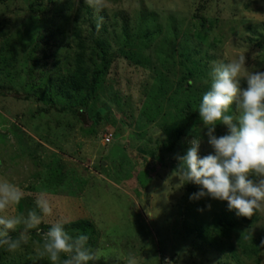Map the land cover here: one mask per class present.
<instances>
[{"label":"rangeland","instance_id":"1","mask_svg":"<svg viewBox=\"0 0 264 264\" xmlns=\"http://www.w3.org/2000/svg\"><path fill=\"white\" fill-rule=\"evenodd\" d=\"M30 1H0V25L9 31L6 40L9 35L13 38L10 48H22L29 33L46 25L26 11ZM79 1L44 0L47 8L55 6L60 13L68 6L73 11ZM90 1L96 8L93 17H99L100 8L105 22L116 24L109 25L106 32L100 31V36L109 44L107 58L112 59L103 90L116 92L118 101L96 124L94 116L80 106L77 112L70 109L63 95L51 101L26 100L28 90L0 96V178L16 184L23 193V208L19 202L0 214H41L36 200H45L51 208V218L43 219L47 216L43 215L36 228L42 234L47 225L89 216L94 228L86 225L83 232L89 236L88 244L101 264H131L133 260L135 264H264V211L255 213L256 220L251 224L220 234L213 227L227 202L210 198L190 201V194L196 191L188 189L198 190V186L186 183L179 187L180 162L176 157L186 152L188 141L200 136V154L211 151L202 122L191 126L176 142L178 146L170 150L164 144L158 143V148L157 142L151 143L150 148L155 149L151 154L149 147L137 145L146 140L147 133L153 140L161 131L139 110L132 112L143 99L141 87L144 81H151L150 74L162 71L171 80H178L181 68L171 65L173 52L178 56L191 44L197 43L200 52L207 51L210 56L211 61L204 67V85L211 82L212 66L221 61L244 55L248 71L264 67V0ZM103 21L96 20L99 25ZM60 27L64 34L55 36L60 46L51 49L59 57L58 75L69 74L65 66L73 69L76 45L71 22ZM158 31V35H151ZM173 31L179 34V45L171 49ZM1 40L0 47L5 52L7 44ZM43 47L35 48L31 55L39 56ZM59 69H54V74ZM6 76L9 75L0 73V85L13 84ZM204 87L205 91L209 88ZM229 114H237L235 104ZM140 119L142 126L138 124ZM225 131L219 125L216 134ZM106 135L111 136L109 142H104ZM205 224L217 236L213 245L201 244L195 236L194 231ZM11 234L15 239L23 235L27 242L14 251L2 246L3 264H24L36 258L49 261L39 254L43 245L24 225L17 226ZM257 247L259 251H252ZM64 258L62 255L61 260Z\"/></svg>","mask_w":264,"mask_h":264},{"label":"trees","instance_id":"2","mask_svg":"<svg viewBox=\"0 0 264 264\" xmlns=\"http://www.w3.org/2000/svg\"><path fill=\"white\" fill-rule=\"evenodd\" d=\"M36 3L38 4L37 10L34 8ZM47 7L44 0H32V2L28 4L26 11L31 12L37 20L46 22V25L42 28L40 27L39 30L36 29L35 33H29L26 37V43L22 44V48L9 47V44L13 40L12 35H9L6 40L9 31L5 30L0 25V40L4 39V44H7L4 47L7 48L5 52H2L3 48L0 47V73L9 75L6 77L10 79V81L11 79L13 81V84L0 85V96H7L8 92L19 94L22 91L28 90V93L25 95L26 97H24L26 100L35 99L37 101H51L58 95H60L58 97L61 99V95H63L68 98L65 103L68 107H71H69L70 109L73 108L74 111H76L77 107L80 106L86 113L94 116V122L97 124L102 121V115L105 116L107 112H110L113 105L112 103H117L118 101L116 92H113L110 88L109 92L103 90L105 85L104 78L107 77L110 71L112 59L107 58L109 44L101 38L102 35L100 36V31L106 32L109 25L112 24L114 27L116 24L105 22V16H103L100 8L97 10L99 17H93L96 8L90 0H80L78 7L73 11L72 6H68L61 13L55 10V6L52 8ZM98 19H103V23L99 25L96 22ZM67 22H71L72 37L76 40L74 58L72 61L74 66L73 69H70L68 66L63 68L69 74L65 73L58 75L59 72L61 73L58 68L60 64L59 57L57 53L51 49L59 45L55 40V36L64 34L60 25L66 24ZM173 33L174 39L171 44L174 47H171V49L177 48L179 45L177 40L179 34L175 31H173ZM158 34L159 31L151 35L155 36ZM186 35L187 31H185L184 37ZM41 45L44 47L42 51H40V55L32 56L31 52H34V49H37ZM197 47H199L197 43L191 44L188 46L187 51H180L178 56L170 50L174 54L171 65L181 68V74L178 80H171L166 74L159 71L154 72V75H149V77H151L150 82L146 80L147 82L144 81L145 84H142L141 88L143 89L144 96L142 97L143 99H141V105L139 104L137 110H132V112L138 110L140 113L142 112L141 115L147 118L148 122L155 124L156 129L161 131L164 137H161V142L157 140L158 138L151 140V134L147 133L146 140H141L137 147L147 146L150 148L152 145L151 143L157 142V144L159 143L162 146L164 144L165 148L170 150L178 146L179 143L176 142L186 135V132L189 131L191 126H195L201 121L198 114V105L204 94L202 90H206L204 86L210 87L211 83L209 81L204 85L205 82L203 79L206 80L204 67H207V62L211 60L207 51L201 53ZM25 48L26 50H24ZM86 50H90V52L86 54ZM162 51L164 55L167 54L166 50ZM139 53L140 52H138V54ZM120 54L125 55L123 52ZM168 61L169 59L166 60V62ZM54 69H59V71L54 74ZM44 79L47 81L46 88ZM32 89L36 92H31ZM142 89H140V91ZM111 97H114L116 100L112 102ZM66 98L63 101H66ZM170 114L173 115L172 119H169ZM138 122L139 126H142L140 125L141 119L138 120ZM142 134H138V136L144 139ZM135 136L137 135L135 134ZM157 144L155 145L157 146ZM159 144L157 146L158 148H160ZM150 149V153L154 154L155 149ZM188 185L187 183V186ZM188 190L198 191L195 187H191V189ZM219 203L221 202L219 201ZM22 205V201H20L21 208H23ZM37 214L39 213L37 212ZM44 218L49 219L51 216L47 215L44 216L43 219ZM254 220H256L255 214L252 217L237 216L234 211H229L226 205L220 215L216 217V224L213 229L215 232H220V234H226L231 229L241 225H249L254 222ZM86 225L94 228V223L89 216L85 220L78 219L65 223L66 229L71 231L74 236L80 234L87 235L83 232L84 226ZM47 226L46 230H48L50 225ZM213 229L205 224L194 231L196 234L195 236H198L201 244L209 246L217 238L216 234H211V232H214ZM30 230L31 234L43 245V240L45 238L44 233H46V230L44 229L43 234L36 228ZM11 238L15 239V235L11 234ZM89 240L90 238L88 242ZM253 242L255 243V241ZM1 247L2 246H0V248ZM259 249L260 248L257 247L252 251L255 250L257 252ZM98 260L99 259L95 260L93 264H101ZM0 264H3L1 262V254ZM24 264L51 263L45 259L36 258L31 259V261L27 260Z\"/></svg>","mask_w":264,"mask_h":264},{"label":"clouds","instance_id":"3","mask_svg":"<svg viewBox=\"0 0 264 264\" xmlns=\"http://www.w3.org/2000/svg\"><path fill=\"white\" fill-rule=\"evenodd\" d=\"M233 104L236 115L229 114ZM198 114L211 151L200 154V136L188 141L186 152L176 157L180 162L179 187L195 184L198 191L190 194V201L203 198L226 201L227 209L237 216L252 217L264 211V67L248 71L244 55L214 64L210 87L202 95ZM219 125L226 129L222 135L216 134ZM157 136L161 142V132ZM22 198L16 184L0 178V213ZM36 207L42 215L35 211L26 217L0 214V246L14 251L27 242L23 235L12 239L10 232L19 225L28 230L37 228L43 215L51 214L45 200L38 198ZM65 223L49 226L39 254L51 264H89L96 260L97 253L89 246L88 236L72 235Z\"/></svg>","mask_w":264,"mask_h":264},{"label":"built area","instance_id":"4","mask_svg":"<svg viewBox=\"0 0 264 264\" xmlns=\"http://www.w3.org/2000/svg\"><path fill=\"white\" fill-rule=\"evenodd\" d=\"M110 139H111V136L110 135H106L105 137H104V142H109L110 141Z\"/></svg>","mask_w":264,"mask_h":264}]
</instances>
